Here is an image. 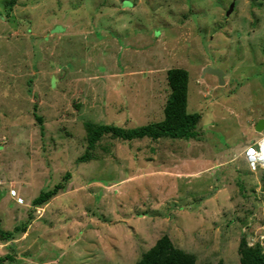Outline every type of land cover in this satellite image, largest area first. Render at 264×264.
<instances>
[{
    "label": "rangeland",
    "instance_id": "obj_1",
    "mask_svg": "<svg viewBox=\"0 0 264 264\" xmlns=\"http://www.w3.org/2000/svg\"><path fill=\"white\" fill-rule=\"evenodd\" d=\"M173 66L195 135L105 133L78 161L87 122L161 120ZM261 118L264 0H0L3 264H135L163 234L196 264H240L242 237L264 252V170L242 153Z\"/></svg>",
    "mask_w": 264,
    "mask_h": 264
},
{
    "label": "trees",
    "instance_id": "obj_2",
    "mask_svg": "<svg viewBox=\"0 0 264 264\" xmlns=\"http://www.w3.org/2000/svg\"><path fill=\"white\" fill-rule=\"evenodd\" d=\"M166 78L169 87V93L163 107V118L159 121L148 123L141 126L124 128L114 124H96L87 122V148L78 161H86L89 156V149L93 148L95 143L105 133H110L115 137L131 140L135 138L149 137L158 139L169 137L173 139L190 138L195 135V127L200 120L198 112H189L187 110V91H188V71L181 67H172L166 71ZM36 104L33 105V115L41 124L42 118L35 112ZM66 175H69L67 173ZM60 185H55L52 189L40 191L32 200V204L40 205L56 194ZM17 229V228H16ZM10 233L1 230L0 236L9 238ZM240 264H264V252L261 246L256 243L248 246L244 237L240 239L238 246ZM10 254L0 256V264L4 260H12ZM135 264H196L195 256L174 246L167 234L159 237L155 243L146 251L141 253ZM211 264V263H205ZM217 264H222L218 262Z\"/></svg>",
    "mask_w": 264,
    "mask_h": 264
},
{
    "label": "built area",
    "instance_id": "obj_3",
    "mask_svg": "<svg viewBox=\"0 0 264 264\" xmlns=\"http://www.w3.org/2000/svg\"><path fill=\"white\" fill-rule=\"evenodd\" d=\"M242 153L251 171L264 170V133H259V137L249 143Z\"/></svg>",
    "mask_w": 264,
    "mask_h": 264
},
{
    "label": "water",
    "instance_id": "obj_4",
    "mask_svg": "<svg viewBox=\"0 0 264 264\" xmlns=\"http://www.w3.org/2000/svg\"><path fill=\"white\" fill-rule=\"evenodd\" d=\"M233 8V4L230 5L229 10L227 11V14H229L231 12ZM205 71H208L209 73L215 75L217 77V79L219 80V84L223 85L224 84V80H223V76H224V72L220 69H213V68H205ZM254 129L256 132L258 133H264V119L261 118L259 119L255 125H254Z\"/></svg>",
    "mask_w": 264,
    "mask_h": 264
},
{
    "label": "crops",
    "instance_id": "obj_5",
    "mask_svg": "<svg viewBox=\"0 0 264 264\" xmlns=\"http://www.w3.org/2000/svg\"><path fill=\"white\" fill-rule=\"evenodd\" d=\"M121 9H122V7H121ZM116 10H117V9H116ZM98 17H100V15L97 16L96 19H98ZM71 32H72V31H71ZM102 33L104 34V32H102ZM93 35H94V34H93ZM93 35H92V32H91V31H88L86 37L91 36L92 38H94ZM95 39H96V36H95ZM97 42H98V41L96 40V43H97ZM104 44L106 45V43H104ZM97 46H98V44H97ZM173 67H181V68H184V69H185V67H182V66H173ZM171 68H172V67H171ZM186 70H187V69H186ZM188 74H189V73H188ZM188 83H189V80H188ZM187 101H188V91H187ZM187 110L189 111L188 104H187ZM189 112H195V111L190 110ZM256 133H257V135H251V134H250V139H249V141H248V144L251 143L253 140H256V139L259 137V133H258V132H256ZM244 146H245V144H244Z\"/></svg>",
    "mask_w": 264,
    "mask_h": 264
}]
</instances>
